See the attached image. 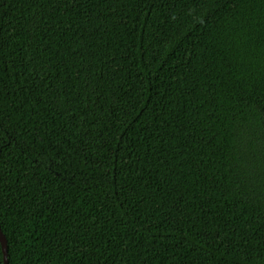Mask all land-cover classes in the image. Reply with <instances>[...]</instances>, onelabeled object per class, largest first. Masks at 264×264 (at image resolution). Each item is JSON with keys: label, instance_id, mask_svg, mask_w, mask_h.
<instances>
[{"label": "trees", "instance_id": "1", "mask_svg": "<svg viewBox=\"0 0 264 264\" xmlns=\"http://www.w3.org/2000/svg\"><path fill=\"white\" fill-rule=\"evenodd\" d=\"M0 229L8 264H264V0H0Z\"/></svg>", "mask_w": 264, "mask_h": 264}, {"label": "water", "instance_id": "2", "mask_svg": "<svg viewBox=\"0 0 264 264\" xmlns=\"http://www.w3.org/2000/svg\"><path fill=\"white\" fill-rule=\"evenodd\" d=\"M0 246H1L2 253H3V264H8V260H7V254H8L7 241H6V238L4 237L1 229H0Z\"/></svg>", "mask_w": 264, "mask_h": 264}]
</instances>
